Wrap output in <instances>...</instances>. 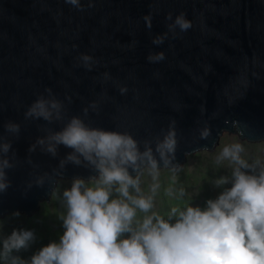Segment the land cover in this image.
Here are the masks:
<instances>
[{"label":"water","instance_id":"water-1","mask_svg":"<svg viewBox=\"0 0 264 264\" xmlns=\"http://www.w3.org/2000/svg\"><path fill=\"white\" fill-rule=\"evenodd\" d=\"M79 5L0 0V143L11 144L0 222L32 220L50 205L54 188L97 175L86 162L66 161L71 149L60 145L53 156L37 144L72 115L93 127L127 131L141 150L145 142L152 146L157 160L154 146L171 128L176 171L186 159L212 157L225 139L264 148V0ZM180 13L191 25L183 31L173 24ZM157 36L161 43L153 42ZM157 52L163 58L149 61ZM81 53L92 57L90 69ZM37 96L59 100L62 119L26 117ZM8 122L19 132L6 131Z\"/></svg>","mask_w":264,"mask_h":264},{"label":"clouds","instance_id":"clouds-1","mask_svg":"<svg viewBox=\"0 0 264 264\" xmlns=\"http://www.w3.org/2000/svg\"><path fill=\"white\" fill-rule=\"evenodd\" d=\"M66 2L80 7L79 0ZM145 21L149 23V18ZM173 24L181 31L191 26L183 13ZM162 40L157 36L153 42ZM162 58V52L148 56L149 61ZM80 60L91 68L89 54L81 53ZM61 110V102L54 97L37 96L25 116L59 121ZM5 129L18 133L19 125L8 122ZM207 135V130L201 133ZM37 144L53 156L60 145L71 149L66 161L86 162L97 175L87 181L75 177L63 191L66 211L60 217L63 232L58 240L25 260L12 253L27 249L35 233L14 229L0 240V261L11 257L9 264H264V163L244 159L240 142L224 145L215 158L217 164L228 161L232 167L230 187L208 199L204 207L187 202L163 215L153 208L161 168L176 171L170 167L176 148L171 128L154 146L159 160L152 146L145 142L141 150L127 131L93 127L76 115ZM10 148L9 142L0 143V192L9 186L5 169L11 167ZM145 172L151 179L147 193L141 188ZM215 184H229V178L221 176ZM179 195L182 199L184 189H179Z\"/></svg>","mask_w":264,"mask_h":264},{"label":"rangeland","instance_id":"rangeland-1","mask_svg":"<svg viewBox=\"0 0 264 264\" xmlns=\"http://www.w3.org/2000/svg\"><path fill=\"white\" fill-rule=\"evenodd\" d=\"M240 140L225 139L216 146V152L212 157L196 156L186 159L182 164V169L175 172L160 173V188L154 198L153 211L166 214L173 206L183 207L185 203L194 206L204 207L208 199H215L225 188L230 187L232 167L228 161L216 163V156L220 149L226 145ZM242 157L252 163L260 160L264 163V148L244 147ZM259 171V168L256 169ZM221 176L229 178V184L217 186L216 179ZM151 183L147 173L141 177V188L147 193ZM70 185H59L51 193L50 205L40 207L37 210V217L32 215L29 219H5L0 222V240L5 239L14 229H31L35 233V240L30 243L27 249L13 252L12 255L22 257L27 260L31 255L43 245L53 240H58L63 232L60 217L65 213L66 208L63 202L62 193ZM184 189V196L181 199L179 189ZM142 215V214H140ZM11 257L0 261V264H9Z\"/></svg>","mask_w":264,"mask_h":264}]
</instances>
